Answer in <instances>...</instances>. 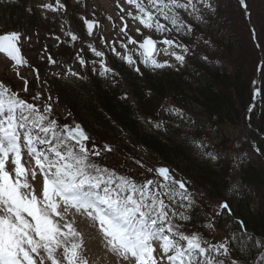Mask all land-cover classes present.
Returning a JSON list of instances; mask_svg holds the SVG:
<instances>
[{"label": "trees", "instance_id": "1", "mask_svg": "<svg viewBox=\"0 0 264 264\" xmlns=\"http://www.w3.org/2000/svg\"><path fill=\"white\" fill-rule=\"evenodd\" d=\"M216 1L203 13L193 10L180 31L171 29L175 44L189 49L174 47L185 56L183 66L176 61L173 67L137 71L113 61L115 75L88 72L70 86L53 87L89 137L140 147L184 181L190 197L204 192L211 201L228 203L230 211L219 207L214 212L213 223L222 232L212 240L229 241L232 258L241 264H264V22L254 25L238 5L228 11L227 0L213 6ZM8 2L9 11L18 5L33 30L35 9L23 0ZM173 108L183 117L166 111ZM159 122L163 126L154 127ZM237 128L247 144L234 140ZM253 149L256 161L248 157ZM212 153L219 157L212 159ZM195 206L185 210L188 221L179 220L186 234L197 231Z\"/></svg>", "mask_w": 264, "mask_h": 264}, {"label": "snow or ice", "instance_id": "2", "mask_svg": "<svg viewBox=\"0 0 264 264\" xmlns=\"http://www.w3.org/2000/svg\"><path fill=\"white\" fill-rule=\"evenodd\" d=\"M126 3L137 10L135 16L131 12L129 16L145 29L159 34L171 31L160 22V18L180 31L183 22L176 10H196L193 0L186 3L181 0H147V5L144 0H126ZM239 3L247 8L246 0H239ZM44 7L51 8V5ZM205 7L211 5L205 4ZM85 23L91 35L93 24ZM125 28H121V32H125ZM188 31H191L190 27ZM137 32L139 34V29ZM72 39L77 37L72 35ZM19 40L18 32L0 34V53L15 66L27 64L17 46ZM158 43L164 47L157 48ZM127 44L138 45L133 51L138 52L139 62L153 69L173 66L156 59L160 52L173 56L183 66L185 56L173 49L179 47L184 53L189 51L170 38L156 41L146 36L138 42L128 36ZM121 47L127 48V45ZM112 51L116 50L113 48ZM93 52L97 57L103 56L100 51L93 49ZM120 58L129 66L136 63L131 54ZM80 63L83 65L85 61L80 59ZM100 63L101 75L111 72L102 60ZM77 75L69 71L66 78ZM27 83L25 81L24 91H28ZM33 100H39V95ZM166 111L180 117L184 115L180 109ZM52 112L51 105L45 104L41 110L0 83V264H47L48 261L51 264H88L80 253L81 233L73 222L61 223L72 209L97 222L108 250L125 262L241 264L232 258L233 248L229 241L212 243L199 231L186 234L181 230L183 225L173 223L175 217L188 221L189 217L179 209L186 208L184 201L188 202L187 207H191L192 201L186 183L175 179L170 169H148L162 181L148 179L141 183L117 175L93 159L100 157L102 152L95 146H87L91 137L80 124H60L51 118ZM162 126V122L154 124L156 128ZM103 151L113 149L105 145ZM25 153L29 157L28 166L22 162ZM38 173L43 177L39 193L29 179L36 180ZM177 204L179 207L174 208L173 205ZM219 207L230 211L226 202ZM205 227L211 231L214 226L208 223Z\"/></svg>", "mask_w": 264, "mask_h": 264}, {"label": "rangeland", "instance_id": "3", "mask_svg": "<svg viewBox=\"0 0 264 264\" xmlns=\"http://www.w3.org/2000/svg\"><path fill=\"white\" fill-rule=\"evenodd\" d=\"M8 1L0 0V4H3L0 12V34L9 32L20 34L17 46L27 64L22 69L17 68L6 57L0 55V83L18 93L20 98L36 104L41 110L45 104L51 105L53 109L51 118L60 124L73 125L77 122L66 107L65 99L58 94V91L54 90V83L70 86L83 79L88 72L103 77L115 75L111 62L124 61L120 56L125 54L132 55L136 61L133 65L136 69L145 71L153 69L139 62L138 52L133 51V49H138V45L127 44V37L131 36L138 42H142L146 36H150L156 41L170 38V31L159 34L154 30L145 29L138 20L133 19L137 10L133 5L126 3V0H59V3L57 0H23L28 8L33 7L35 9L38 16L33 30L25 22L20 11L16 10L18 5L13 8L9 7L12 9L8 10L7 4L10 5ZM210 1L212 0H193L196 9L194 11L198 14L203 13L205 4H210ZM219 1L217 0L213 6H218ZM181 2L186 3L187 0H181ZM144 3L147 5V0H144ZM227 3L231 6L228 11L231 8L237 9L239 6L242 17H246L249 13V18L254 25L264 22V0H246V10H241L244 8H242L239 0H227ZM46 4L51 5V8L44 7ZM28 8L25 10L26 13L29 11ZM220 8H223V4H220ZM129 12L133 16H129ZM176 12L179 15V20L183 22L185 19H191L193 9L189 8L187 11L177 9ZM85 21L95 23L92 35H88L86 32ZM160 22L165 24L168 29H173V26L163 18L160 19ZM121 28H125L127 35L125 32H121ZM137 29H139V34ZM72 35H75L77 39L73 40ZM122 44H126L127 48L121 47ZM163 47V45L157 44V48ZM113 48L116 50L115 52L112 51ZM93 49L102 52L103 56H95ZM49 58L55 62H50ZM80 59L85 61L83 65L80 63ZM156 59L161 62L167 61L173 66L176 65L175 58L171 55L165 56L163 52L157 54ZM101 60L111 69V72L106 75L100 74ZM69 71L77 73V77L66 78V73ZM25 81L28 82V91L23 90ZM257 87L258 79L256 78L252 84L254 99L258 96ZM36 95H39V100H33ZM232 135L236 142L247 144L248 141L241 128H237ZM105 145H109L113 151L104 152ZM87 146L89 148L95 146L97 150H100L101 156L93 157V159L97 160L103 167L114 170L117 175L128 176L141 183L148 179L162 181V178L157 177L154 172H149L148 169L164 166L155 160H151L140 147L130 143L103 142L94 137H91ZM211 156L218 158L219 154L212 153ZM248 157L256 161V150H250ZM28 161L29 157L25 153L22 162L28 166ZM8 168L11 171V164L8 165ZM172 176L179 180L178 177ZM29 179L39 193L42 189L43 177L38 173L36 180H31V177ZM191 196L193 197H190L192 204L195 202V207L199 208L195 229L211 241L222 232L213 223V215L215 211H218L220 202L209 200L204 192H197ZM184 204L186 208L179 210L186 215L187 211L185 210H187L188 202L184 201ZM173 207L178 208L179 205H173ZM179 220V217H175L173 223L179 225ZM65 222H73L74 227L81 233L83 243L80 253L88 264H134L133 261H123L108 250L97 222L88 219L83 214L75 213L74 209L70 210V213L61 223ZM208 223L213 224V230L210 231L205 227ZM229 227V232H231L233 225L230 224ZM64 230L66 231V229ZM181 230L183 231V229ZM217 241L219 240H212L211 242L217 243ZM156 247L158 248L159 245L157 244ZM260 258L264 260V253L261 252ZM47 264H51V262L48 261Z\"/></svg>", "mask_w": 264, "mask_h": 264}, {"label": "water", "instance_id": "4", "mask_svg": "<svg viewBox=\"0 0 264 264\" xmlns=\"http://www.w3.org/2000/svg\"><path fill=\"white\" fill-rule=\"evenodd\" d=\"M88 22H91L92 24H93V29H92V33H91V35L93 34V32H94V29H95V23L94 22H92V21H88ZM85 30L87 31V33L89 34V31H88V27H87V24L85 23ZM90 35V34H89ZM0 55H4L5 56V54H3V53H0ZM6 57V56H5ZM7 58V57H6ZM8 59V58H7ZM9 60V59H8ZM13 63V62H12ZM15 66V65H14ZM16 67H18V68H23L24 67V65H20V66H16Z\"/></svg>", "mask_w": 264, "mask_h": 264}]
</instances>
